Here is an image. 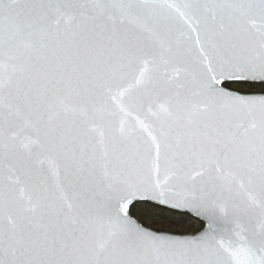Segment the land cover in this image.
<instances>
[{
  "label": "snow or ice",
  "instance_id": "6c2138e0",
  "mask_svg": "<svg viewBox=\"0 0 264 264\" xmlns=\"http://www.w3.org/2000/svg\"><path fill=\"white\" fill-rule=\"evenodd\" d=\"M0 264H264V0H0Z\"/></svg>",
  "mask_w": 264,
  "mask_h": 264
},
{
  "label": "trees",
  "instance_id": "16d2710c",
  "mask_svg": "<svg viewBox=\"0 0 264 264\" xmlns=\"http://www.w3.org/2000/svg\"><path fill=\"white\" fill-rule=\"evenodd\" d=\"M231 87L235 88L237 86L231 85ZM243 90L248 91L249 89L245 88ZM155 220L156 223L153 224V220L149 219L147 221L149 226H154L158 229H163L174 233H183L189 235L197 233L201 228V225L196 221L188 217H181L171 213H164L161 217H156Z\"/></svg>",
  "mask_w": 264,
  "mask_h": 264
},
{
  "label": "rangeland",
  "instance_id": "374dc122",
  "mask_svg": "<svg viewBox=\"0 0 264 264\" xmlns=\"http://www.w3.org/2000/svg\"><path fill=\"white\" fill-rule=\"evenodd\" d=\"M200 230H201V228H200ZM189 235H191V234H189Z\"/></svg>",
  "mask_w": 264,
  "mask_h": 264
},
{
  "label": "water",
  "instance_id": "95a60500",
  "mask_svg": "<svg viewBox=\"0 0 264 264\" xmlns=\"http://www.w3.org/2000/svg\"><path fill=\"white\" fill-rule=\"evenodd\" d=\"M201 230H199L198 232H200Z\"/></svg>",
  "mask_w": 264,
  "mask_h": 264
},
{
  "label": "flooded vegetation",
  "instance_id": "af4514ba",
  "mask_svg": "<svg viewBox=\"0 0 264 264\" xmlns=\"http://www.w3.org/2000/svg\"><path fill=\"white\" fill-rule=\"evenodd\" d=\"M258 90V89H257ZM244 91H246V90H244Z\"/></svg>",
  "mask_w": 264,
  "mask_h": 264
}]
</instances>
